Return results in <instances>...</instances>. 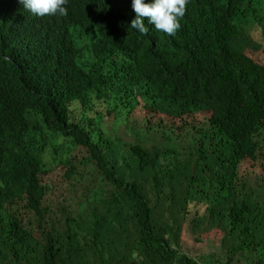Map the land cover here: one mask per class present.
Listing matches in <instances>:
<instances>
[{"label": "trees", "instance_id": "16d2710c", "mask_svg": "<svg viewBox=\"0 0 264 264\" xmlns=\"http://www.w3.org/2000/svg\"><path fill=\"white\" fill-rule=\"evenodd\" d=\"M124 6L71 0L67 16L38 19L0 0V264H204L182 251L193 208L204 211L194 234L223 236L219 264H264V177L242 170L252 161L264 172L263 46L249 29L264 40V0H190L175 36L147 21V35L118 29ZM95 22L97 56L71 33L96 35ZM142 103L180 124L137 130ZM121 124L167 141L122 145ZM197 137L192 162L170 158L169 142ZM62 166L81 185L66 198L77 208L55 222L44 179Z\"/></svg>", "mask_w": 264, "mask_h": 264}, {"label": "rangeland", "instance_id": "374dc122", "mask_svg": "<svg viewBox=\"0 0 264 264\" xmlns=\"http://www.w3.org/2000/svg\"><path fill=\"white\" fill-rule=\"evenodd\" d=\"M254 33V39L262 44V50L261 53L257 56H254L256 60L264 63V40L262 38V32L257 27H251L249 28ZM104 107L107 108V104L104 103ZM142 109L139 107L136 111L132 114V125L137 128H148L149 123L151 124H159L163 121L165 125H172L173 123H177L178 125L180 122L174 121L169 118L165 117H159V116H153L149 115L147 107L145 103H142ZM105 113H108V111H105ZM113 117H110L108 121L112 123ZM207 120V117H200L198 121H192V125L200 126L203 123H205ZM110 126L107 127L109 129ZM136 130V131H137ZM118 131L120 134V144L122 145H130V144H142L143 146L147 148L153 149L154 147L160 148L162 142L167 141L161 134H156L155 132H151L152 135L150 136H140L136 133H133L129 131L128 127L124 124H121L118 126ZM200 137L190 139L188 141H171L168 143V148L172 150L174 155L170 157L171 159H174L176 156H183V155H189L190 156H183L181 160L190 161L192 162V153L196 152V148L200 145L199 143L195 142L199 140ZM81 147H78V149L74 152L73 157H77L78 154H81ZM75 161L78 160V158L74 159ZM252 161H246L242 165L243 172L246 173L247 179L252 181V183H255L256 180L261 179L264 177V172L260 167H254L251 163ZM66 167L62 166L57 169H55L49 176H47L44 181L51 186V191L48 194L46 204H50L53 208V211L51 214L48 215L49 219L55 222H59V219L62 218L65 215V209L64 207H67L68 209L77 208V204L75 202L68 203L66 201V198L72 199L75 195V186H80L81 183L74 179V178H67L65 177ZM95 177V180L93 181V184L91 186V190L95 188H99V182L101 179V176H99V172L95 170L94 172H90L88 174V179L92 180ZM92 183V181H91ZM92 194V192H91ZM100 211L103 210L101 205ZM90 208L87 210L89 211ZM19 211L21 213V216L26 220L29 221L30 217H33V214L30 213V210H28L24 203H21L19 205ZM86 211V212H87ZM104 211V210H103ZM204 211H201L200 209H192V212L188 218V221L185 225V229L183 232V239H182V251L192 257H195L199 261L204 262V264H219L221 260H223V252L221 249V244L223 241V236L219 233H214L212 235H204L200 237L197 234H194L192 232V220L194 216H196L198 213L203 214ZM85 212H83L80 215H77L76 217L84 216ZM59 227V226H58ZM38 234V232H37ZM236 263V262H235ZM233 263V264H235Z\"/></svg>", "mask_w": 264, "mask_h": 264}, {"label": "clouds", "instance_id": "9594fccd", "mask_svg": "<svg viewBox=\"0 0 264 264\" xmlns=\"http://www.w3.org/2000/svg\"><path fill=\"white\" fill-rule=\"evenodd\" d=\"M8 1L11 3V7L17 12L38 19L67 16L70 12L71 4V0ZM130 1L131 0H123L125 6L122 15L121 13H118L114 16L115 25L118 29L123 31L136 29L140 34L147 35L149 32V28L145 24V21H147L148 24L154 25L156 31H162L169 36H175L177 31L180 30L181 21L186 14L187 5L190 2V0H154L152 3H145V0H132V8L136 13V18L133 19L128 7ZM108 4L109 8L104 13L109 15V13L112 12V4L109 2ZM108 23L109 22L106 24L108 25ZM93 28L96 30V35L91 37L84 35V31L87 28L82 25L72 26L71 33L74 36L75 45L79 50L81 49L83 39L86 38L88 39V48L96 55L93 47L99 40L101 33L97 23ZM76 32L79 33L75 35ZM113 36L116 38L115 33ZM105 60H109V58H106Z\"/></svg>", "mask_w": 264, "mask_h": 264}, {"label": "bare ground", "instance_id": "6f19581e", "mask_svg": "<svg viewBox=\"0 0 264 264\" xmlns=\"http://www.w3.org/2000/svg\"><path fill=\"white\" fill-rule=\"evenodd\" d=\"M47 46V45H46Z\"/></svg>", "mask_w": 264, "mask_h": 264}]
</instances>
